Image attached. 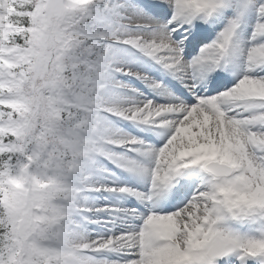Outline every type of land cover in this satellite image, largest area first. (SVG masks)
Segmentation results:
<instances>
[{
  "label": "snow or ice",
  "instance_id": "6c2138e0",
  "mask_svg": "<svg viewBox=\"0 0 264 264\" xmlns=\"http://www.w3.org/2000/svg\"><path fill=\"white\" fill-rule=\"evenodd\" d=\"M0 264H264V0H0Z\"/></svg>",
  "mask_w": 264,
  "mask_h": 264
}]
</instances>
